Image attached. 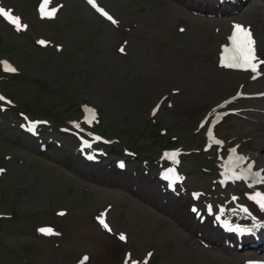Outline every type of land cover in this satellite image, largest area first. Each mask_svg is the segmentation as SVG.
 Segmentation results:
<instances>
[{
  "label": "rangeland",
  "instance_id": "1",
  "mask_svg": "<svg viewBox=\"0 0 264 264\" xmlns=\"http://www.w3.org/2000/svg\"><path fill=\"white\" fill-rule=\"evenodd\" d=\"M40 1L0 0L27 26L17 31L0 16V60L16 70L7 74L0 66V91L12 99L0 111V264H71L83 253L80 264H132V258L135 264H239L264 257L223 246L212 229L210 238L199 235L209 223L192 218L190 227L183 220L188 190L199 188L204 200L215 204L234 194L264 217L250 198L254 191L264 195V182L219 188L222 149L204 152L203 129L198 132L199 121L226 108L228 96L255 94L234 100L239 111L225 115L214 132L260 165L264 63L252 77L224 68L219 54L233 25H245L264 59V0L216 11L215 0H98L116 25L83 0H54L56 16L41 19ZM84 106L97 124L93 131L113 140L97 163L82 159L75 139L58 129L81 121ZM25 115L50 121L40 142L46 149L18 127ZM174 146L190 151L180 166L186 189L179 196L161 193L155 182L161 150ZM124 157L130 158L120 171L115 159ZM259 167L264 174V164ZM60 208L67 212L62 217L55 214ZM99 217L113 233L101 229ZM42 224L56 233L41 236Z\"/></svg>",
  "mask_w": 264,
  "mask_h": 264
},
{
  "label": "snow or ice",
  "instance_id": "2",
  "mask_svg": "<svg viewBox=\"0 0 264 264\" xmlns=\"http://www.w3.org/2000/svg\"><path fill=\"white\" fill-rule=\"evenodd\" d=\"M49 0H43V3L40 5L39 11H40V15L42 18H51L55 15V9L53 8L51 11L46 10V6L48 5ZM88 3L91 4L93 7H96L94 0H88ZM97 11H100L102 15L106 16V18L108 20H110L112 23H117V21H115L110 15H108L106 12H103L101 9L97 8ZM0 16L4 17L5 19H7L11 24H13V26L16 28L17 31L22 30L23 28H26V25H22L20 22V18L19 17H15L13 15L10 14L9 11H6L3 8H0ZM233 42L235 44V51L238 53V56H234L233 57V63L228 64L227 66L229 67H241V68H245L248 70H251L252 72H257L258 69V63L257 61V57L255 55V50L253 48V40L251 38V33L248 32L246 29H244L242 26L240 25H236L233 31V36H232ZM37 43L39 44H45L46 42L43 40L37 41ZM124 49L121 48L120 51H123ZM259 63H264V62H259ZM6 67L7 71L10 72H14L16 71L14 68L11 67ZM5 98L0 96V101H3ZM153 114H155V110L153 111ZM204 124L202 122L201 127H203ZM22 127H24V125H22ZM32 127H34V125H30L29 126V130L32 129ZM208 137L210 140H212V142L219 144L221 143L218 140H215L214 137L212 136V132L211 129H209L208 133H207ZM168 156L169 159H173L175 160V157L177 155V153H172V154H166ZM0 171H3V169H0ZM256 176H259V173L256 174ZM244 176H241L239 174H235V179L239 180V179H244ZM256 182H264V178H260L259 180H257ZM251 199H254V201L262 208L264 209V195H261L260 193H256L254 194V196L250 197ZM195 211V209H194ZM246 211V209H245ZM62 215V213H61ZM100 224L103 225L105 228H108V225L104 222V220L101 218L100 219ZM38 231L45 233V234H54L53 230L48 228V229H39ZM120 239H124L123 236L120 237ZM149 257L151 256V254H148ZM85 260H87V257L84 258ZM83 264V262H82ZM132 264H135V262H132ZM144 264H147V260L144 262Z\"/></svg>",
  "mask_w": 264,
  "mask_h": 264
},
{
  "label": "bare ground",
  "instance_id": "3",
  "mask_svg": "<svg viewBox=\"0 0 264 264\" xmlns=\"http://www.w3.org/2000/svg\"><path fill=\"white\" fill-rule=\"evenodd\" d=\"M241 1H242V0H241ZM255 155L257 156V158H258L257 160H258V162L260 163V165H258V167L261 166L262 164H264V163H263V162H264V153L261 154V152L257 149V150H255ZM150 191H151L152 194H153L154 187H153L152 189H150ZM171 207H173V208H172L173 211H176V212L180 213V216H182L183 211H182V207H181V206L177 205V203H172V204H171ZM187 214H188V215H186V218H183L184 223L187 224V225L190 226V227H194L195 225H194V223H193L192 216L190 215L189 212H188ZM211 228H213V225H212V224H208V225H205V228H203L202 231H210ZM261 232L264 233V228L261 230ZM210 233H211V232H205L203 235H204L205 237H209V238H210ZM213 233H214V232H213ZM214 234H215V233H214ZM212 237H213V236H212ZM255 237H257V235H255V236H251V238H255ZM244 241H246V240H242V241H240L239 244H240L241 242H244ZM259 248H262V247H258V248L255 249V250L260 251ZM262 249H263V248H262Z\"/></svg>",
  "mask_w": 264,
  "mask_h": 264
}]
</instances>
